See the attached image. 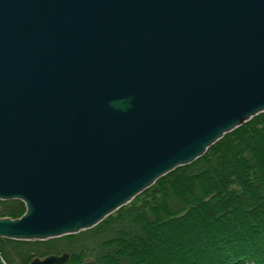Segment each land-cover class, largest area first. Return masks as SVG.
<instances>
[{
	"label": "water",
	"instance_id": "water-1",
	"mask_svg": "<svg viewBox=\"0 0 264 264\" xmlns=\"http://www.w3.org/2000/svg\"><path fill=\"white\" fill-rule=\"evenodd\" d=\"M263 111L264 0H0V200L25 205L0 237L89 229Z\"/></svg>",
	"mask_w": 264,
	"mask_h": 264
},
{
	"label": "trees",
	"instance_id": "trees-1",
	"mask_svg": "<svg viewBox=\"0 0 264 264\" xmlns=\"http://www.w3.org/2000/svg\"><path fill=\"white\" fill-rule=\"evenodd\" d=\"M24 211L21 200H0V217ZM64 252L63 264H264V111L89 229L0 237L7 264Z\"/></svg>",
	"mask_w": 264,
	"mask_h": 264
},
{
	"label": "flooded vegetation",
	"instance_id": "flooded-vegetation-1",
	"mask_svg": "<svg viewBox=\"0 0 264 264\" xmlns=\"http://www.w3.org/2000/svg\"><path fill=\"white\" fill-rule=\"evenodd\" d=\"M48 256V255H47ZM46 257V256H45ZM36 258H40V257H36ZM42 258H44V257H41L40 259H42ZM34 259V258H33Z\"/></svg>",
	"mask_w": 264,
	"mask_h": 264
}]
</instances>
